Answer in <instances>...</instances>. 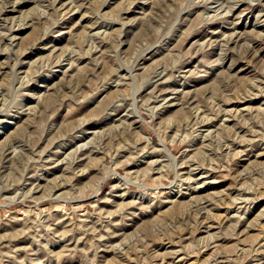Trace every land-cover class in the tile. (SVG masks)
<instances>
[{"label": "rangeland", "instance_id": "obj_1", "mask_svg": "<svg viewBox=\"0 0 264 264\" xmlns=\"http://www.w3.org/2000/svg\"><path fill=\"white\" fill-rule=\"evenodd\" d=\"M0 264H264V0H0Z\"/></svg>", "mask_w": 264, "mask_h": 264}]
</instances>
